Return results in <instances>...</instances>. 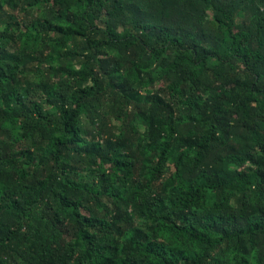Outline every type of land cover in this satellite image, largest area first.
Wrapping results in <instances>:
<instances>
[{"label":"trees","instance_id":"trees-1","mask_svg":"<svg viewBox=\"0 0 264 264\" xmlns=\"http://www.w3.org/2000/svg\"><path fill=\"white\" fill-rule=\"evenodd\" d=\"M0 264H264V0H0Z\"/></svg>","mask_w":264,"mask_h":264},{"label":"rangeland","instance_id":"rangeland-1","mask_svg":"<svg viewBox=\"0 0 264 264\" xmlns=\"http://www.w3.org/2000/svg\"><path fill=\"white\" fill-rule=\"evenodd\" d=\"M158 87H159V84H158Z\"/></svg>","mask_w":264,"mask_h":264}]
</instances>
